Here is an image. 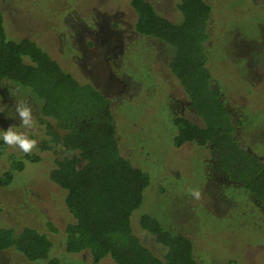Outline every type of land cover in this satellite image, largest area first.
<instances>
[{
    "label": "rangeland",
    "instance_id": "374dc122",
    "mask_svg": "<svg viewBox=\"0 0 264 264\" xmlns=\"http://www.w3.org/2000/svg\"><path fill=\"white\" fill-rule=\"evenodd\" d=\"M151 1L168 19L179 20L176 0ZM207 1L214 6L210 27L214 39L208 45L213 84L223 95L239 140L264 158V0ZM13 4L0 0L9 37L37 41L79 81L93 83L111 98L121 153L151 177L143 202L131 217L133 232L141 242L162 252L155 238L141 228V218L149 215L164 228L195 239L194 256L200 264H264V212L254 198L218 172V159L208 147L194 142L174 146L175 117L202 122L184 92L168 80V49L134 32L135 15L127 3L81 0L92 14L88 19L94 23L90 24L99 21V31L105 29L100 37L104 48L96 46L85 57L77 41L13 9ZM26 8L29 13L37 12L34 7ZM115 22L124 25L113 28ZM10 85L0 81V96L9 106L14 102ZM21 90L23 95L18 98H27L33 105L36 124L29 134L37 139L38 148L45 133L38 121L39 107ZM12 111L10 107L0 114V126L18 123L6 119ZM30 153L35 154L34 150ZM24 155L18 148L0 144V178L15 158ZM49 157L55 158L48 154L42 162H27L11 185L0 186V227H36L53 242L49 258L30 262L9 250L0 252V264H47L53 258L59 264H90L88 252L72 254L64 249L63 232L73 217L62 192L47 181L53 162ZM193 191L200 192L198 199Z\"/></svg>",
    "mask_w": 264,
    "mask_h": 264
},
{
    "label": "trees",
    "instance_id": "16d2710c",
    "mask_svg": "<svg viewBox=\"0 0 264 264\" xmlns=\"http://www.w3.org/2000/svg\"><path fill=\"white\" fill-rule=\"evenodd\" d=\"M12 1L13 9L77 41L84 57L96 46L104 48L98 37L99 21L90 24L92 14L81 0ZM111 2H126L135 15L134 32L168 49V80L184 92L201 119L202 124H197L184 116L175 117L174 146L194 142L211 149L218 159V172L248 192L264 212V158L239 140L236 123L213 84L208 45L214 39L210 28L214 6L207 0H176L179 20L174 22L151 0ZM27 5L36 8V15L27 12ZM6 24L0 9V81L31 96L39 107L38 121L45 133L35 154L13 160L12 168L0 178V186L11 185L27 162H42L52 154L55 158L49 157L53 162L47 181L62 192L66 210L73 217L63 232L66 252H88L90 264H200L194 256L195 239L164 228L152 216H143L140 225L162 252L149 249L134 234L131 217L141 206L151 177L121 153L111 98L93 83L79 81L37 41L9 37ZM120 25L115 22L113 28ZM47 225L58 231L52 223ZM52 247L49 236L34 226L0 227V252L11 250L36 262L48 259ZM48 261L59 264L55 258Z\"/></svg>",
    "mask_w": 264,
    "mask_h": 264
},
{
    "label": "clouds",
    "instance_id": "9594fccd",
    "mask_svg": "<svg viewBox=\"0 0 264 264\" xmlns=\"http://www.w3.org/2000/svg\"><path fill=\"white\" fill-rule=\"evenodd\" d=\"M9 92L14 102L9 106L4 102V97L0 96V114H4L11 107L14 111L9 112L6 119L18 120V123L9 124L7 128L0 126V142L27 154L32 152L38 143L37 139L29 134V130L36 124L33 105L27 98H18L23 95L18 86L10 85ZM191 194L197 199L200 197L199 191H193Z\"/></svg>",
    "mask_w": 264,
    "mask_h": 264
},
{
    "label": "flooded vegetation",
    "instance_id": "af4514ba",
    "mask_svg": "<svg viewBox=\"0 0 264 264\" xmlns=\"http://www.w3.org/2000/svg\"><path fill=\"white\" fill-rule=\"evenodd\" d=\"M106 25H107V24L103 25V27L106 26ZM100 28H101V27H100ZM104 30H105V29H104ZM104 30H103V31H104ZM100 31H101V30H100ZM103 31L99 32L98 37H101L102 35H104V32H103Z\"/></svg>",
    "mask_w": 264,
    "mask_h": 264
}]
</instances>
